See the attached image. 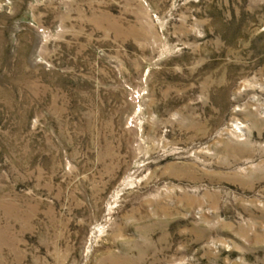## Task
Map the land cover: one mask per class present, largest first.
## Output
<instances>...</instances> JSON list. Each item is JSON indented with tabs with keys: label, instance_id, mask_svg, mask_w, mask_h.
<instances>
[{
	"label": "rangeland",
	"instance_id": "obj_1",
	"mask_svg": "<svg viewBox=\"0 0 264 264\" xmlns=\"http://www.w3.org/2000/svg\"><path fill=\"white\" fill-rule=\"evenodd\" d=\"M0 264H264V0H0Z\"/></svg>",
	"mask_w": 264,
	"mask_h": 264
}]
</instances>
